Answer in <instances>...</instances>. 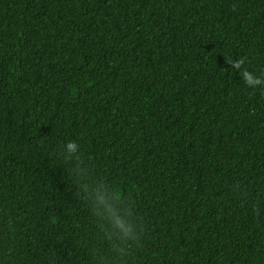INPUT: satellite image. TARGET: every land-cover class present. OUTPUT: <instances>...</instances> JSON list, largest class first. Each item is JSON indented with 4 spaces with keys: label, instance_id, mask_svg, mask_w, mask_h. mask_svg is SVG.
<instances>
[{
    "label": "trees",
    "instance_id": "1",
    "mask_svg": "<svg viewBox=\"0 0 264 264\" xmlns=\"http://www.w3.org/2000/svg\"><path fill=\"white\" fill-rule=\"evenodd\" d=\"M0 264H264V0H0Z\"/></svg>",
    "mask_w": 264,
    "mask_h": 264
},
{
    "label": "clouds",
    "instance_id": "2",
    "mask_svg": "<svg viewBox=\"0 0 264 264\" xmlns=\"http://www.w3.org/2000/svg\"><path fill=\"white\" fill-rule=\"evenodd\" d=\"M245 82H246V84H248L250 86H254L258 81L256 78H254L250 74H246ZM66 148L69 152H74L76 150V145L72 142H69L66 145ZM117 195H119V193H117ZM106 199H107L106 197L97 196L96 203L98 205L105 207V209L107 210ZM111 218H112V222H113V225H114L116 231L122 237L128 238L131 236V228L129 226H127L123 220H121L119 217H111Z\"/></svg>",
    "mask_w": 264,
    "mask_h": 264
}]
</instances>
